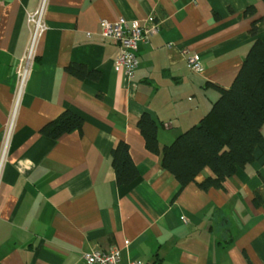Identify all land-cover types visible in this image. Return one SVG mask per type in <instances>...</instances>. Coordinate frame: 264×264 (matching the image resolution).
Listing matches in <instances>:
<instances>
[{
    "label": "crops",
    "instance_id": "1",
    "mask_svg": "<svg viewBox=\"0 0 264 264\" xmlns=\"http://www.w3.org/2000/svg\"><path fill=\"white\" fill-rule=\"evenodd\" d=\"M39 1L0 0V149L30 38L27 16ZM251 7L255 14L246 15ZM152 16L160 30L140 43L128 82L100 22L147 24ZM255 21L264 41V0H50L0 184V264H83L85 252L112 248L121 264H264V205L253 204L264 164L204 191L197 182L215 176L206 168L177 195L179 182L147 151L138 127L151 114L163 149L198 124L220 96L207 84L232 86L256 40ZM184 50L200 55L201 74ZM71 64L100 77L71 75ZM65 110L84 119L82 133L42 135ZM120 141L139 170L129 186L117 184L112 165Z\"/></svg>",
    "mask_w": 264,
    "mask_h": 264
},
{
    "label": "trees",
    "instance_id": "2",
    "mask_svg": "<svg viewBox=\"0 0 264 264\" xmlns=\"http://www.w3.org/2000/svg\"><path fill=\"white\" fill-rule=\"evenodd\" d=\"M255 8L246 15H254ZM250 33L256 38L232 86L225 89L217 84L207 85L220 96L211 111L196 125L180 134L170 145L160 148L158 124L151 114H142L138 127L148 152L160 157L163 169L174 175L180 184L179 195L187 185L197 182V176L209 168V176L197 182L200 189H225L226 181L240 168L258 162L264 164V41L257 38V21ZM66 71L80 79L97 80L98 71L83 64H71ZM84 119L65 110L40 131L44 136L59 139L65 134L82 133ZM112 165L117 184L129 186L139 177L130 145L120 141L112 150ZM253 204L264 205V184L255 191Z\"/></svg>",
    "mask_w": 264,
    "mask_h": 264
},
{
    "label": "built area",
    "instance_id": "3",
    "mask_svg": "<svg viewBox=\"0 0 264 264\" xmlns=\"http://www.w3.org/2000/svg\"><path fill=\"white\" fill-rule=\"evenodd\" d=\"M50 0H40L36 10L28 13V26L30 38L27 49L21 58L17 70L18 88L14 106L10 115L3 144L0 149V184L2 182L5 166L10 154L12 137L17 123L20 107L38 57V49L44 34L48 30L46 14ZM101 35L107 40L116 42L119 52L116 65L123 69L124 76L128 82L134 80L139 67V45L142 42H149L150 38L159 32L160 25L155 22V18L149 17L147 24H142L137 20L128 21L120 18L110 22L102 20ZM90 36V34H88ZM188 54L187 61L192 72L201 74L203 64L199 54H189L188 50L183 51ZM83 264H121L122 252L119 248H112L108 251L92 250L82 255ZM127 264H143L139 259H130Z\"/></svg>",
    "mask_w": 264,
    "mask_h": 264
}]
</instances>
